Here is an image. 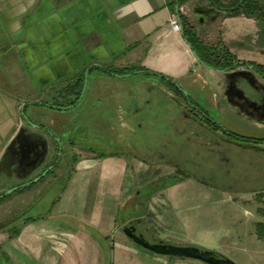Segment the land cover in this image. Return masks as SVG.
<instances>
[{
  "label": "crops",
  "instance_id": "obj_1",
  "mask_svg": "<svg viewBox=\"0 0 264 264\" xmlns=\"http://www.w3.org/2000/svg\"><path fill=\"white\" fill-rule=\"evenodd\" d=\"M173 1L0 0V180L12 178L8 149L23 129L30 130V124L46 130L42 136L46 142H50L47 132L61 142H84L89 130L109 131V142H149L146 138L158 124H146L149 118L141 121L136 117L158 97L167 98L179 109V117L172 121L178 120L182 128L177 130L171 120L168 127L184 134L176 140L162 133L161 137L182 142L190 150L195 142L193 132L198 128L207 131L212 123L238 137L239 128L264 129V114L254 108L260 102L253 99L249 103L241 96L260 94L250 85L246 90L245 80L264 94V79L244 65L221 72L203 65L182 29L178 33L170 29L169 21L178 9ZM179 8L201 41V36L214 30L221 46L236 61L264 66L260 28L254 19L228 15L214 0H181ZM139 70L166 80L137 73ZM117 71L125 73L117 75ZM233 80L240 83V96L239 91L231 90ZM184 98L208 119L194 117L184 107ZM72 103L71 108L55 107ZM151 117V121L157 120L154 114ZM210 134L218 138L216 132ZM247 138L254 137L249 134ZM221 143L223 155L210 157L206 164H229L225 160L232 147L256 154L255 165L260 159L264 164L261 144L230 136H223ZM87 155L75 163L58 199L42 216L22 223L16 237L0 241L7 264H146L152 260L148 251L124 236L116 216L122 206L124 180L133 170L131 160L142 165L143 157L138 159L132 151ZM153 160L154 166L167 162L168 175H178L177 181L163 188L199 186L217 195L216 201L225 204L235 221L241 211L250 214L248 207L261 205L264 182L259 186L255 182L264 178V172L254 176L240 166L225 180L229 170L221 166L217 173L218 167L211 166L220 174L214 184L202 176L180 173L173 161ZM228 179L231 184L226 187L219 184ZM78 197L83 198L81 204L75 200ZM152 255L156 262L174 264L170 262L174 258Z\"/></svg>",
  "mask_w": 264,
  "mask_h": 264
},
{
  "label": "rangeland",
  "instance_id": "obj_2",
  "mask_svg": "<svg viewBox=\"0 0 264 264\" xmlns=\"http://www.w3.org/2000/svg\"><path fill=\"white\" fill-rule=\"evenodd\" d=\"M230 1L227 0V2ZM241 2L255 6L258 9L259 16L262 20L264 19V0H241ZM177 15L178 18L183 17V14L179 12H177ZM260 23L261 25L258 24V26L262 42L261 54L264 57V36L261 32L264 23ZM188 24L190 25L189 22ZM194 33L196 34L195 30ZM215 33L216 31L213 30L209 35L201 36L202 41L197 34L196 36L202 44L220 48L221 44ZM145 110L138 114L136 118L141 121H145L144 118H149L150 120H147L146 124L157 123V126H159L158 129L156 128L149 133L146 138L150 139L149 142H109L107 140L109 131L89 130L85 133L82 140L84 142H71L73 146L71 152L76 159L72 162L68 161L71 166L68 165L64 174L60 173L61 178L58 185L55 186L46 179L30 190L26 189L16 192L0 200V228L2 226H7L8 228L20 227L26 216H42L44 211H47L58 199L68 176L72 172L74 163L80 160L82 155L88 157V153H94L103 156L114 153L126 154L132 151L134 155L138 156V159L143 157L142 162H145L142 165H137L134 160H131L130 169L132 168L133 170L127 174L124 180V191L123 195L120 196L122 206L116 215L119 224L124 225L139 219L142 225L138 227V231L142 233L147 242H162L171 246L195 247L216 253L234 264H264V230L259 232V225L264 227V198H261L259 208L248 207L251 213L244 214L241 211L238 214L240 217L242 216V219L239 217V220L235 221V219L230 217L231 215H229L225 204L216 201L217 195L210 194L199 188V186H184V189L176 190L163 188L172 183V181H177L178 175H168L169 167L166 165L167 162H163L166 163L165 165L160 163L159 166L151 164V160L162 157L166 161L176 163L180 169L179 172L182 174L189 172L190 174L202 176L206 182L210 181L218 184L220 174L214 172V169L211 170V166L218 167L220 170L222 166L226 171L229 170V173L225 175V180L226 178L230 179L240 166L248 169L247 174L253 173L254 176H262L264 172L263 160L260 159L259 165H255V162L259 160L256 154L232 147L225 160L229 164L226 162L222 164L218 162H212V165L206 164L202 161L201 156L192 154L186 144L182 142H167L166 135L174 140L182 138L184 135L176 131L173 132L168 127V123L170 124L169 120L172 121V119L179 117V109L174 107L172 102L167 98L158 97ZM145 112H148L149 117ZM152 114L157 119L156 121H151L153 119L151 117ZM172 122L177 130L182 128L178 120H173ZM232 132L234 133V131ZM139 133L141 135V132ZM161 133L166 134L165 138L161 137ZM249 134L254 137L251 138L253 140H264V129H238L237 135L241 137L247 138ZM155 136L161 137L160 140L153 139ZM156 152L161 154V157L156 155ZM250 154H252V157H250ZM154 161L156 160H153L152 163ZM229 179L219 184H223L226 187L231 184L228 182ZM262 182H264V178L255 182V185L259 186ZM17 184L18 182L14 178L0 180V186L3 187L0 189V195ZM240 185L242 184L236 183V186ZM75 200L81 204L83 198L78 197ZM121 225L119 227L120 231L123 229ZM8 232L5 228L0 231V241L9 236ZM103 246L104 244L102 243V248H104ZM0 247L2 248V245ZM147 253L152 260L146 264H163L160 261H154L153 255L149 252ZM166 260L170 259L166 258ZM170 262H174V264H204L199 261L177 258L171 259Z\"/></svg>",
  "mask_w": 264,
  "mask_h": 264
},
{
  "label": "flooded vegetation",
  "instance_id": "obj_3",
  "mask_svg": "<svg viewBox=\"0 0 264 264\" xmlns=\"http://www.w3.org/2000/svg\"><path fill=\"white\" fill-rule=\"evenodd\" d=\"M242 84L246 90L247 85H250L252 88H254V90L259 91V96L250 98L248 95H241L240 83L238 80H233L231 83V90L235 93H238L239 91L238 95H241L243 100L246 102L253 103V99L258 100L260 105L259 107H254L255 111H259L260 114H264V94L262 89L256 84H251L247 80L242 82ZM184 100V107L186 110L190 111L194 117H196L198 120L201 119L202 121L208 119L198 107H196L194 104H191L186 98H184ZM207 127V131L198 128L197 132H193L195 136V142H193V145L191 146V153L196 156H201V159L204 163L207 159L214 155H223L225 148L223 147L224 145L221 143V141L223 140V136L229 137L227 132H224L222 129L214 126ZM44 132H46V130L44 131L42 128L37 126L36 128L31 126L30 130L23 129L8 149L7 163L12 165V178L18 182V184L13 187L17 188V190L11 194L21 190H30L34 186L41 184L46 179L50 183H53V185H58L60 183L61 174H64V171L68 165L71 166V164H68V161L72 162L76 159L74 154L71 152L73 146L69 139L61 142L55 136H53V134L47 132L50 136V142H46V144H44L42 142V136ZM210 132H214V134L216 132L218 138L214 139ZM210 137H213V139ZM247 140L248 141L243 140L241 142H260L257 144H261L264 147V140L257 141L249 138H247ZM210 143L213 145L212 149L208 148ZM218 158L222 159V157ZM220 171V168H218L217 173H220ZM44 173L45 175L43 176ZM26 184L28 185L25 186ZM141 225L142 222L139 219H136L132 222H129L128 224L122 225V227H133L136 234H142L138 231V227Z\"/></svg>",
  "mask_w": 264,
  "mask_h": 264
},
{
  "label": "trees",
  "instance_id": "obj_4",
  "mask_svg": "<svg viewBox=\"0 0 264 264\" xmlns=\"http://www.w3.org/2000/svg\"><path fill=\"white\" fill-rule=\"evenodd\" d=\"M174 4H176L178 7L180 6L181 0H174L173 1ZM228 3V4H225ZM214 4L216 6H218L219 8L224 9L228 15L231 16H236V15H243L245 17L248 18H252L254 19L259 25H261L260 22L264 23V19L262 20V18L259 16V12L257 11L258 9H256L255 6L253 5H249L246 3H242L241 0H231L230 2H227V0H214ZM179 21H180V25H181V29H182V34L185 38V40L187 41L188 45L190 46V48L192 49L193 53L196 55L197 59L206 67L213 69V70H217V71H226L229 69H232L236 66H248L251 67L256 73H258L263 79H264V66H260V65H256L253 63H249V62H239L236 61V59L230 55L228 53V51L220 46V48H214V47H210L207 45L202 44L196 34L194 33L193 28L188 24V22L186 21V19L179 17ZM261 32L263 33L264 36V27L261 28ZM135 70L133 69L132 71H130V73L134 72ZM117 75H121L124 74L121 71H117L115 72ZM137 73H142V74H146V75H150L151 77H156L162 81H165L166 78H164L163 76H160L158 74L149 72V71H145V70H139V72ZM76 102V100H75ZM74 102V103H75ZM69 104L67 106H63V105H55L56 109L61 110L62 108H71L72 105L74 104ZM212 123V122H211ZM214 127H217L219 129H221L216 123H212ZM226 132V131H224ZM227 134L236 139V140H240V141H248L247 138H241L235 135H232L230 133L227 132ZM256 143H260V142H256ZM23 191V190H21ZM16 193V192H15ZM7 196H3L1 199L7 198ZM261 198H264V191L260 194L259 199L261 200ZM264 204V201H263ZM36 217L33 216H26L25 220L23 223H28L31 220H33ZM7 229L9 232V236L11 238L16 237L19 234L20 228L19 227H10L8 228L7 226H2V228H0V231L3 229ZM259 232H262V230H264V227L259 225ZM217 257H220V255L214 253ZM175 259V258H174ZM8 259L6 257L5 254L0 253V264H7Z\"/></svg>",
  "mask_w": 264,
  "mask_h": 264
},
{
  "label": "water",
  "instance_id": "obj_5",
  "mask_svg": "<svg viewBox=\"0 0 264 264\" xmlns=\"http://www.w3.org/2000/svg\"><path fill=\"white\" fill-rule=\"evenodd\" d=\"M194 56L196 57L195 54ZM30 125L36 128V126L32 124ZM42 142L46 144V141H42ZM44 175L45 173L43 174V176ZM27 185L28 184H26L25 186ZM16 190L17 188H11L7 190L3 195H0V198H2L3 196L10 195ZM122 233L135 245L158 256L194 260L204 264H234L233 262L223 258L222 256L217 257L213 252L200 250L195 247H180V246L167 245L162 242H153V243L147 242L142 234L135 233V229L133 227H124L122 229Z\"/></svg>",
  "mask_w": 264,
  "mask_h": 264
},
{
  "label": "built area",
  "instance_id": "obj_6",
  "mask_svg": "<svg viewBox=\"0 0 264 264\" xmlns=\"http://www.w3.org/2000/svg\"><path fill=\"white\" fill-rule=\"evenodd\" d=\"M177 10H178L177 12L183 14V9L182 8H179ZM169 26H170V29H171L172 32H175V33L180 32L181 26H180V23H179V18H178L177 13L171 17V19L169 21Z\"/></svg>",
  "mask_w": 264,
  "mask_h": 264
}]
</instances>
